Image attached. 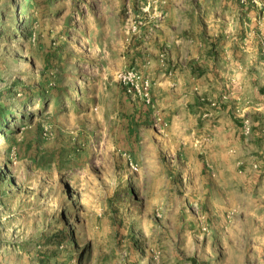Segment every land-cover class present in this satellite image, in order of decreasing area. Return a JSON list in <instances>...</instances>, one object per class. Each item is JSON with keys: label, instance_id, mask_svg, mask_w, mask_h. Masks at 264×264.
Returning a JSON list of instances; mask_svg holds the SVG:
<instances>
[{"label": "rangeland", "instance_id": "obj_1", "mask_svg": "<svg viewBox=\"0 0 264 264\" xmlns=\"http://www.w3.org/2000/svg\"><path fill=\"white\" fill-rule=\"evenodd\" d=\"M200 1L0 0V264H264V184L174 161L156 103L121 82L156 83L166 16L192 27ZM213 113L171 147L203 146Z\"/></svg>", "mask_w": 264, "mask_h": 264}, {"label": "crops", "instance_id": "obj_2", "mask_svg": "<svg viewBox=\"0 0 264 264\" xmlns=\"http://www.w3.org/2000/svg\"><path fill=\"white\" fill-rule=\"evenodd\" d=\"M198 8L192 27L180 26L182 18L172 10L166 16L162 41L167 57L154 72V115L174 161L200 164L192 154H206L213 185L235 169L244 186L264 184V0L200 1ZM234 109L253 128L251 138L239 145H234L232 125L226 120ZM212 110L214 121L219 120L208 134L211 139L196 150L182 143L171 147L172 136L192 132L194 121ZM181 120L189 122L187 129H179ZM217 134H225V140L219 143ZM254 166L259 171L252 170Z\"/></svg>", "mask_w": 264, "mask_h": 264}, {"label": "built area", "instance_id": "obj_3", "mask_svg": "<svg viewBox=\"0 0 264 264\" xmlns=\"http://www.w3.org/2000/svg\"><path fill=\"white\" fill-rule=\"evenodd\" d=\"M247 1V0H244ZM121 82L126 90V93L133 100H142L147 106L154 107V99L152 95V82L146 76L140 73L130 71L121 77ZM251 128H245V134L249 135Z\"/></svg>", "mask_w": 264, "mask_h": 264}, {"label": "trees", "instance_id": "obj_4", "mask_svg": "<svg viewBox=\"0 0 264 264\" xmlns=\"http://www.w3.org/2000/svg\"><path fill=\"white\" fill-rule=\"evenodd\" d=\"M124 89H125V88H124ZM125 92H126V90H125ZM6 113H7V112H5V111H3V112L0 111V124H1V122H3V121H2V117H4V116L6 115ZM7 124H8V123H7ZM0 127H1L2 130H3V129H5V130L7 129V128H6V125H5V126H2V124H1Z\"/></svg>", "mask_w": 264, "mask_h": 264}]
</instances>
